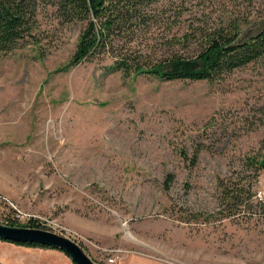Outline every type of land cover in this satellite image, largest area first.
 I'll return each mask as SVG.
<instances>
[{
  "label": "rangeland",
  "instance_id": "374dc122",
  "mask_svg": "<svg viewBox=\"0 0 264 264\" xmlns=\"http://www.w3.org/2000/svg\"><path fill=\"white\" fill-rule=\"evenodd\" d=\"M161 3L181 29L160 19L130 45L152 62L191 26L264 28V0ZM55 12L40 6L35 38L0 58V224L35 220L95 264H264V218L215 215L219 181L264 154V58L212 82L126 76L110 55L70 66L85 24ZM255 192L264 202V171ZM23 248L0 240V263L74 264Z\"/></svg>",
  "mask_w": 264,
  "mask_h": 264
},
{
  "label": "trees",
  "instance_id": "16d2710c",
  "mask_svg": "<svg viewBox=\"0 0 264 264\" xmlns=\"http://www.w3.org/2000/svg\"><path fill=\"white\" fill-rule=\"evenodd\" d=\"M162 0H0V58L14 52L35 38L40 6H53L56 18L65 24L84 23L70 66L110 55L114 59L111 72L126 76L149 75L164 81L218 80L236 69L264 58V28L248 40H241V24L229 21L204 30L190 31L166 41L172 51L165 60L150 61V55L140 45L132 48L139 34L151 32L160 19L165 30L181 29L182 13L175 14L170 23ZM162 5V6H161ZM169 27V28H168ZM148 32V33H149ZM147 34V33H145ZM201 39V47L191 51L192 40ZM180 52H184L186 56ZM191 55V56H189ZM197 151L196 157L198 159ZM264 171V154L248 157L243 170L219 181L220 209L215 213L221 219L264 218V202L257 200L256 183ZM211 214L204 221L215 218ZM6 218V217H5ZM10 220V217H7ZM198 220V218H195ZM30 220L25 228L43 229ZM7 226L22 227L15 221ZM12 243V242H9ZM29 248L56 250L35 244H17ZM2 264V263H0Z\"/></svg>",
  "mask_w": 264,
  "mask_h": 264
},
{
  "label": "water",
  "instance_id": "95a60500",
  "mask_svg": "<svg viewBox=\"0 0 264 264\" xmlns=\"http://www.w3.org/2000/svg\"><path fill=\"white\" fill-rule=\"evenodd\" d=\"M0 240L53 248L68 256L74 264H95L76 242L50 231L0 224Z\"/></svg>",
  "mask_w": 264,
  "mask_h": 264
},
{
  "label": "crops",
  "instance_id": "0c3cea01",
  "mask_svg": "<svg viewBox=\"0 0 264 264\" xmlns=\"http://www.w3.org/2000/svg\"><path fill=\"white\" fill-rule=\"evenodd\" d=\"M20 247H24V246H20ZM24 248L30 249V250H26L29 253H34V250L35 249H42V248H29V247H24ZM48 251H51V252H49V255H53V256H57V257H62V254H60V252H57L56 250H48Z\"/></svg>",
  "mask_w": 264,
  "mask_h": 264
},
{
  "label": "built area",
  "instance_id": "2783aa9c",
  "mask_svg": "<svg viewBox=\"0 0 264 264\" xmlns=\"http://www.w3.org/2000/svg\"><path fill=\"white\" fill-rule=\"evenodd\" d=\"M0 202H2L1 197H0ZM109 263H110V264H115V263H116V259H115V258H110V259H109Z\"/></svg>",
  "mask_w": 264,
  "mask_h": 264
}]
</instances>
